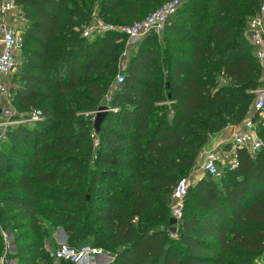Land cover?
Segmentation results:
<instances>
[{
  "label": "trees",
  "instance_id": "obj_1",
  "mask_svg": "<svg viewBox=\"0 0 264 264\" xmlns=\"http://www.w3.org/2000/svg\"><path fill=\"white\" fill-rule=\"evenodd\" d=\"M166 1L14 0L23 62L15 86L6 83L8 96L17 111L39 110L41 119L3 131L0 143L9 146L8 154L0 152V213L12 212L19 228L29 230L20 238L25 242L40 227L37 203L68 208L54 218L65 225L67 247L86 244L91 228L84 222L91 221L103 234L93 246L110 252L111 264H264V119L252 101L260 69L240 39L258 0H181L168 21L181 26L169 58H159L153 33L127 59L120 33L81 37L94 9L96 19L128 26ZM117 62L124 79L110 90ZM75 92L81 112L107 109L97 132L93 120L72 121L79 130L45 140L53 120L39 103ZM247 120L260 148L252 154L237 148L234 168L217 181L205 175L188 186L171 236L167 203L177 178L193 167L211 135ZM109 168L126 170L125 182ZM37 250L36 243L25 244L21 264H32Z\"/></svg>",
  "mask_w": 264,
  "mask_h": 264
},
{
  "label": "built area",
  "instance_id": "obj_2",
  "mask_svg": "<svg viewBox=\"0 0 264 264\" xmlns=\"http://www.w3.org/2000/svg\"><path fill=\"white\" fill-rule=\"evenodd\" d=\"M181 0H168L157 7L152 13L143 19L136 21L128 26H116L105 23L99 19H95L93 26L89 25L82 29L81 36L88 38L92 34L103 35L107 32L120 33L125 38L124 50L122 57H126L128 51L139 42L144 36L153 33L159 34L163 31L165 24L175 14ZM18 7L14 0H0V98L6 95L5 80L11 75L15 68L16 55L22 43L21 32L16 25L21 24L22 20L18 16ZM245 39L249 46L253 49L254 57L262 66V74L259 82L263 85V89H258L254 100V110H264V0H258L257 9L254 16L250 17L245 26ZM124 79L123 74H118L114 78L113 86H119ZM258 93V94H257ZM261 93V94H260ZM0 125L5 126L9 116H12L13 110L0 107ZM113 111V110H112ZM41 119L39 110L30 112L27 119L23 122L26 124H34ZM261 146V141L255 134L254 124L247 120L243 127L231 138L230 145L224 155L229 160L230 169L235 167V150L244 148L249 153L256 152ZM218 158L213 154H205L202 156L200 169L209 176L215 177L218 174L217 167ZM186 179H179L171 190L170 199L173 202L170 216L175 220L180 219V210L182 200L188 188ZM101 251L92 249L89 246H82L77 249H70L66 242L58 243L53 254L56 260H62L73 264H94L95 259L99 257Z\"/></svg>",
  "mask_w": 264,
  "mask_h": 264
},
{
  "label": "rangeland",
  "instance_id": "obj_3",
  "mask_svg": "<svg viewBox=\"0 0 264 264\" xmlns=\"http://www.w3.org/2000/svg\"><path fill=\"white\" fill-rule=\"evenodd\" d=\"M16 27H20V26L17 25ZM244 32H245V27L243 26L242 35L240 36V39H241L242 44H244V47L248 49L249 44L247 43L245 39ZM22 62H23V50L21 46L16 55L15 68L13 72L11 73V75L5 80V84L7 83L9 85L15 86L12 78L18 75L21 69ZM118 74H123V70H122L121 65H119V62H117L116 71L111 74V77L112 78L116 77ZM108 84H109L110 90H113L114 86L112 85V82L109 81ZM8 88L9 87L6 85V95L4 96L3 99L0 98V107L13 110V113H14L13 117L16 118V121H10V118H8V120L5 122L6 123L5 126L0 125V138L1 136H3L4 129L10 124H17V123L25 124L23 122L27 119V114H28L27 113L25 115L24 112L17 111L14 108V106L10 104L11 101H10V97L8 96ZM260 89H263L262 84H260ZM77 94L78 93L75 92L74 94L70 96H65L63 98L55 95V97L52 100L41 101L39 103L40 105L45 106L48 115L53 120L52 123L49 125V128L51 129V131L45 140H50L60 134H68L69 133L68 131H71V130L73 131L79 130V127H76L74 123H71L72 121L80 126L84 123H88V122L92 123V120H94V116L96 112H93L92 114L81 112L83 111V109L78 107V104L73 101V98ZM262 95L264 97V92H262ZM252 97H253L252 101L254 104V100L256 98L255 92L252 93ZM62 101H65V102L62 103ZM60 114H62V116L64 117L63 119L59 118ZM199 118L203 119L205 118V115H202L201 117L199 116ZM262 119H264V111H261L258 117V120H262ZM80 128H82L83 130L88 129L87 126H82ZM89 136L91 138V147H90L91 150L97 149L98 147L97 140L93 136L92 131ZM8 146H9V143H7L6 140L3 141L2 144L0 143V152H2L3 154H8ZM201 154L202 152L200 151V154L196 158L193 167L187 173L178 177L177 180L186 179L189 184L188 186L191 187L199 179L205 177V174L200 169V164H201V159H202ZM91 161H93V159H91ZM228 164H229V160H226L222 158L221 155H219L218 161H217L218 174L212 179L217 181L220 178L222 172L226 171L227 168L230 169ZM92 166L93 164L90 162L89 168H92ZM139 167H140V164L135 163L134 168L138 169ZM109 169L112 170V172H114L118 178H120L122 181L125 182L126 175H127L126 170L122 171L116 168H109ZM117 188H119L117 190H120V192H122L125 189L124 185H121V184L118 185ZM167 205H168L169 210L171 211L173 202L171 201L170 198L168 199ZM36 208L40 209V214L37 217L40 227L37 226V229L35 231H31L32 234L26 238L25 242L21 241V239L23 238L21 236H23V234L25 232H28L29 230L24 229V228H19L20 226V225L18 226L19 222L11 218L12 212L6 211L7 213H3V214L0 213V264H21L23 262L22 258H20L21 249L25 248V244H33V243H36V245L38 246V250L36 252L35 258H33V256L30 255V257L33 259L32 264H43L44 262H48L50 264H68L69 263V262L65 263L62 260H56L53 258V254L55 252L56 247L58 246V243L63 241L62 236H57V234H59L60 230H62L61 227L65 226V225L55 223L54 218L58 217L56 214H61V215L68 214L69 212L68 208H62L61 206L54 205L50 201H41L36 204ZM48 211H52L53 214L50 215ZM84 224H86L87 228H91L89 229L90 234L87 236L86 244L84 246H89L92 249H99L101 251L100 256L94 260L95 261L94 264H111L113 261V255L110 252L102 250L101 248L97 246H93V238L100 239L103 237V234L98 231L97 224L92 223L91 221L84 222ZM174 233L170 235L174 236ZM64 241L66 242V239H64ZM102 258L107 259V261H104L103 263H101ZM70 264H73V263H70ZM256 264H263V259H257Z\"/></svg>",
  "mask_w": 264,
  "mask_h": 264
},
{
  "label": "crops",
  "instance_id": "obj_4",
  "mask_svg": "<svg viewBox=\"0 0 264 264\" xmlns=\"http://www.w3.org/2000/svg\"><path fill=\"white\" fill-rule=\"evenodd\" d=\"M95 14H96V11L94 9V11L92 13V16H91L90 24H89L90 26L91 25L93 26V24H94V21L96 19ZM17 25H19L20 27H22L21 24H17ZM20 27H17V29L20 30V32H21V28ZM180 27L181 26L178 25V24L177 25H174V22H170V23L167 22V24L164 26L163 31L160 32L159 34H155L154 35L155 36V38H154L155 39V45H156V48L158 49L159 58L160 59H161V57H163V58H169L170 53L168 54V52L171 49V47H173V45H172V43H173L172 41L173 40L172 39L174 38V29H178ZM97 36H98L97 34H92L88 38H85V39H88V41H91L92 39L96 38ZM21 38H22V33H21ZM143 40H140L138 42V44H137V47L138 48L141 45V42ZM179 45H181V43H179ZM162 62L163 61H161V64H160V65H162V67H161L162 70L161 71L163 73H165L166 72V69H164V66H163V63ZM258 66H259V69H260V77H261V74H262L263 69H262V66L259 63H258ZM262 111H264V110H262ZM243 123L244 122H242V123H240L238 125H235V126H228L223 131H221V132H219L217 134L211 135L209 137L206 145L201 150V152H202L201 156H203L205 154H213L217 158L219 157V155H221L222 158H224V155H226V152H227L228 148H227V150H222V147L224 145H226V144L229 147L232 136L234 134H236L239 130L242 129ZM104 261H107V259H103L102 258L101 259V263H103Z\"/></svg>",
  "mask_w": 264,
  "mask_h": 264
},
{
  "label": "water",
  "instance_id": "obj_5",
  "mask_svg": "<svg viewBox=\"0 0 264 264\" xmlns=\"http://www.w3.org/2000/svg\"><path fill=\"white\" fill-rule=\"evenodd\" d=\"M1 113V110H0ZM107 113V109L104 106H101L97 109L95 116H94V120H93V130L94 132H97L99 125L101 124V122L103 121V119L105 118ZM177 224V220H175L174 218L170 217L168 219L167 225L169 227L168 232L170 234L174 233V227ZM57 236H62V239L64 241V239H66V236L64 235L63 231L60 230V233L57 234Z\"/></svg>",
  "mask_w": 264,
  "mask_h": 264
}]
</instances>
